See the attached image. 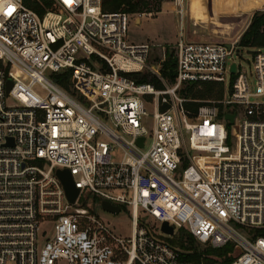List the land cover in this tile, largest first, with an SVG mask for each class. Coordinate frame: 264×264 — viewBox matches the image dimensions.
Wrapping results in <instances>:
<instances>
[{
    "label": "built area",
    "instance_id": "1",
    "mask_svg": "<svg viewBox=\"0 0 264 264\" xmlns=\"http://www.w3.org/2000/svg\"><path fill=\"white\" fill-rule=\"evenodd\" d=\"M49 1L32 0L40 16L0 0V264H194L172 243L182 229L212 249L233 244L231 264H264V235L237 229L264 232V49L246 59L238 42L181 39L170 86L162 63L148 68L150 46L127 42L130 14L104 12L103 0ZM175 4L184 16L185 0ZM61 73L72 93L51 77ZM198 82H230V92L180 95ZM64 169L80 190L73 204ZM96 198L130 211L129 237L84 207Z\"/></svg>",
    "mask_w": 264,
    "mask_h": 264
},
{
    "label": "rangeland",
    "instance_id": "2",
    "mask_svg": "<svg viewBox=\"0 0 264 264\" xmlns=\"http://www.w3.org/2000/svg\"><path fill=\"white\" fill-rule=\"evenodd\" d=\"M43 5L46 4L45 0H40ZM152 2L150 9L153 11L149 13L147 10L144 13L131 15V22L128 30L127 42L130 44H147L150 46V57L148 60V68L155 69L159 64H163L167 59V55L170 53L175 59L176 46L183 39L188 41L187 37L190 36L195 42H239L237 41V35L243 28L239 25L230 26V30L227 26H216L214 23L197 22L193 18L196 17L197 7L196 0H185L184 16L179 14L178 7L175 4V0H150ZM24 5L29 9L37 10L38 6L32 2V0H24ZM261 9L257 7L254 10H250L244 13L247 17H253L254 14ZM160 10V12H157ZM258 10V11H255ZM255 11V12H254ZM37 12V11H36ZM122 12V11H118ZM254 12V13H253ZM236 13V12H235ZM145 15V16H144ZM194 16V17H193ZM235 18V17H234ZM233 18V19H234ZM232 19V18H231ZM222 17L221 23L226 25L231 23L229 20ZM201 20V19H199ZM235 22L234 20H232ZM238 46V43H237ZM240 52H244L246 59L250 58V51L246 49H239ZM246 67L250 68L251 63L245 62ZM49 75V74H48ZM55 80H60V85L68 92L72 93L73 83L71 82L70 74H53L51 76ZM166 78V77H165ZM167 83L172 86L174 81L166 78ZM158 89L164 88L160 83L155 82ZM39 90V89H38ZM230 92V82L228 85L216 82H198V83H184L180 90V95L190 100L198 101H220L224 100ZM76 97L86 106L89 104L83 100L80 96ZM191 109H195L194 106ZM149 112H152L150 109ZM41 114L43 112H40ZM227 129L230 134L228 146L231 150L235 147V139L233 138V125L227 124ZM101 141H106L102 138ZM113 160L120 161L123 153L120 147L114 145ZM84 207L88 208L92 213L98 215L100 219L105 222L116 235L127 238L131 235V213L125 207L121 208V212L118 215H114L106 212L99 199H95L93 202L84 199ZM242 234L248 237H253L257 231H247V229L237 228ZM46 231L47 235L52 233V227L42 228V232ZM180 235V230L176 232L175 239ZM173 238V239H174ZM195 247L199 252H203L209 247L196 244ZM236 251V250H235ZM238 255V252L231 254L234 259ZM215 259V258H214ZM218 261V260H217ZM221 260L216 264H220Z\"/></svg>",
    "mask_w": 264,
    "mask_h": 264
},
{
    "label": "trees",
    "instance_id": "3",
    "mask_svg": "<svg viewBox=\"0 0 264 264\" xmlns=\"http://www.w3.org/2000/svg\"><path fill=\"white\" fill-rule=\"evenodd\" d=\"M45 2L47 6L50 5L49 0H45ZM151 4L152 2L150 0H103V11L106 13L122 11L131 15L144 13L145 10L151 13L153 12L150 9ZM36 11L40 16H43L46 10L38 6ZM157 12H160V10H157ZM238 47L250 52H254L257 49H264V10L254 14L248 28L238 42ZM175 68L176 61L173 55L169 53L161 69L162 75L174 81L176 77ZM137 78L139 83L151 82L148 75ZM58 83H60V80H58ZM191 106L198 108L200 105ZM255 235H264V232L257 231ZM172 243L179 249L187 252L183 256L185 261L194 264H216L219 260H221L220 264H231L234 260L231 254L237 251L233 244H229L221 249L207 248L203 252H199L195 247L198 244L196 240L188 231L183 229L180 230L178 238L172 240Z\"/></svg>",
    "mask_w": 264,
    "mask_h": 264
},
{
    "label": "crops",
    "instance_id": "4",
    "mask_svg": "<svg viewBox=\"0 0 264 264\" xmlns=\"http://www.w3.org/2000/svg\"><path fill=\"white\" fill-rule=\"evenodd\" d=\"M196 2L197 13L195 15L197 18L193 16L194 20H196L197 22L214 23V25L219 27L227 26V29L229 30L231 28L230 26L232 25L242 26L243 28L237 35V41L240 40L242 34L246 31L252 19V16L247 17L244 13L246 11L248 13L250 12V10H254L257 7H261V9L258 10H264V0H196ZM236 5H239L240 7H237ZM222 17L227 19L232 18L231 20H229L231 23H227L226 25H224V23H221ZM232 20H234L235 22H233ZM187 40L194 41L190 36L187 37Z\"/></svg>",
    "mask_w": 264,
    "mask_h": 264
},
{
    "label": "water",
    "instance_id": "5",
    "mask_svg": "<svg viewBox=\"0 0 264 264\" xmlns=\"http://www.w3.org/2000/svg\"><path fill=\"white\" fill-rule=\"evenodd\" d=\"M228 47H230V45H228ZM232 72H235V66L232 67ZM12 87H13V81L11 79H8L7 83H6L7 95L11 91ZM234 118H235V116L231 115V114L226 116V119L229 120L231 124L234 123ZM143 142H144L143 138L139 139V141H138V143L141 146L143 145ZM56 175L64 186L65 193H66V196H67V199L69 200V202L72 204L75 203L78 196H79L80 190L76 187L71 172L67 169L57 170ZM102 208L106 212L114 214V215H118L121 212L120 207L113 206L111 203H109L107 201L102 202ZM162 231L164 233H166L167 235H170V236L174 235V229L172 227H170L167 223H164L162 225Z\"/></svg>",
    "mask_w": 264,
    "mask_h": 264
},
{
    "label": "snow or ice",
    "instance_id": "6",
    "mask_svg": "<svg viewBox=\"0 0 264 264\" xmlns=\"http://www.w3.org/2000/svg\"><path fill=\"white\" fill-rule=\"evenodd\" d=\"M11 11H12V10H11V9H9V14L11 13Z\"/></svg>",
    "mask_w": 264,
    "mask_h": 264
},
{
    "label": "bare ground",
    "instance_id": "7",
    "mask_svg": "<svg viewBox=\"0 0 264 264\" xmlns=\"http://www.w3.org/2000/svg\"><path fill=\"white\" fill-rule=\"evenodd\" d=\"M236 6H237V5H236ZM238 6H239V5H238ZM238 6H237V7H238ZM239 7H240V6H239Z\"/></svg>",
    "mask_w": 264,
    "mask_h": 264
}]
</instances>
